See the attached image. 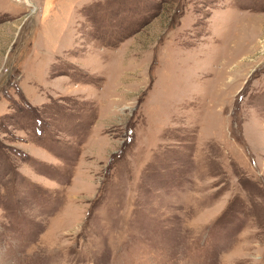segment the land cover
Returning <instances> with one entry per match:
<instances>
[{
    "label": "rangeland",
    "instance_id": "1",
    "mask_svg": "<svg viewBox=\"0 0 264 264\" xmlns=\"http://www.w3.org/2000/svg\"><path fill=\"white\" fill-rule=\"evenodd\" d=\"M0 264H264V0H0Z\"/></svg>",
    "mask_w": 264,
    "mask_h": 264
},
{
    "label": "bare ground",
    "instance_id": "2",
    "mask_svg": "<svg viewBox=\"0 0 264 264\" xmlns=\"http://www.w3.org/2000/svg\"><path fill=\"white\" fill-rule=\"evenodd\" d=\"M253 46H254V45H252V47H253ZM252 47H251V48H252Z\"/></svg>",
    "mask_w": 264,
    "mask_h": 264
}]
</instances>
